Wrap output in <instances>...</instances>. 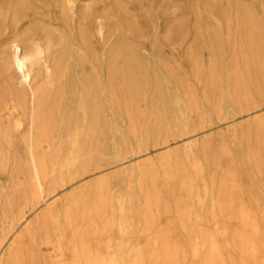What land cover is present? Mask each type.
<instances>
[{"label": "bare ground", "instance_id": "obj_1", "mask_svg": "<svg viewBox=\"0 0 264 264\" xmlns=\"http://www.w3.org/2000/svg\"><path fill=\"white\" fill-rule=\"evenodd\" d=\"M39 1L0 0V264H264V192L234 171L239 162L261 170V112L234 133L245 139L242 158L223 138L200 145L193 137L163 143L156 162L145 154L83 178L107 160L101 149L118 119L132 123L135 138H145L147 128L171 130L168 107L180 103L188 81L179 61L188 41L195 75L207 50L211 85L229 69V97L247 102L250 70L264 80V17L233 3L238 29L226 64L219 32L230 19L212 14L218 0L204 7L216 31L204 29L196 3L191 37L179 23L163 39L155 29L150 44L131 14L135 0ZM203 35L209 40L200 46ZM184 102L186 131L183 117L197 105L193 95ZM145 117L149 127L137 126ZM215 147L231 168L210 190L197 154ZM123 181L125 193L112 195ZM176 192L186 210L174 220L168 206H159Z\"/></svg>", "mask_w": 264, "mask_h": 264}, {"label": "rangeland", "instance_id": "obj_2", "mask_svg": "<svg viewBox=\"0 0 264 264\" xmlns=\"http://www.w3.org/2000/svg\"><path fill=\"white\" fill-rule=\"evenodd\" d=\"M88 1L97 3L99 0ZM207 1L208 0H135L130 6V11L136 18L138 27L148 37L149 41H147V43L150 44L155 29L158 30L160 38L163 39L165 30H167L166 28H172V26L179 23L184 24V27L189 31L191 37L197 23V18L192 13V11L195 10L194 6L196 3H198L200 8L201 22L204 29L210 32L216 31L217 28L215 27L214 21L205 15L204 7ZM235 1L237 0H218L217 4L213 5L212 10V14L218 19H221L223 23L226 20L223 13L226 12L229 15V27L224 25L219 32L223 42L224 60L226 64L231 61V48L236 41V31L238 29L237 23L233 19L235 13L233 3ZM238 1L242 5L252 8L258 18L264 17L261 7V4H264V0ZM41 2L40 0L39 3ZM173 12L176 13L174 16L172 15ZM170 18L174 20L171 21ZM167 22L169 23L167 24ZM54 28L59 29L60 27L57 25ZM208 40L207 36L203 35L199 39L198 44L204 46ZM190 45L191 43H189V41L184 44L179 55L183 74L188 81L183 82L179 90L180 103L168 107V121L165 124H168L171 130L155 131L151 128H147L145 138H135L131 130L132 123L125 118L118 119L116 121L118 131L112 138H107L105 140L101 149V153L107 152V160L101 161L92 167L90 169L91 173L84 176V179H88L91 174L103 170H116L114 168L120 167L122 163L130 164L140 157H144L143 155L145 154L146 156L152 157L151 159L154 161L156 154L160 152L159 150L163 147V143L174 146L180 144L187 138L193 137H197L200 145L206 137L213 136V138H223L222 145L229 148L234 157L242 158L241 145L245 139L242 137H234V133L241 132L245 127L244 123L246 121H251L253 114L261 112L262 116H264V80L260 79L258 82V77L254 69H251L250 79L252 82L248 89L251 98L247 102L243 100L237 101L229 97V94L234 92L233 83L228 81V77L230 76L229 69L222 74L223 79L218 86L213 87L209 82L206 70L210 60V54L207 50H203L198 57L201 69H199L200 71L198 70V76L195 75L196 71L193 69L192 63L186 56V51L189 49ZM165 58L168 59V56H165ZM172 93H175V89H171V94ZM191 95H193V101L196 103L197 107L192 108V110L183 117L188 120V130L185 131L183 127H181L180 122L182 116L179 110L184 111L182 102H187ZM220 102H222V105H220ZM147 119L148 118L145 117L144 121H139L136 125L149 127ZM232 123L235 125L234 128H228L230 130L227 131V126ZM140 144L142 145L139 146ZM218 149V147L211 148L206 153H202L200 150L197 154V160L203 166V179L210 190L212 189V182L215 181L218 183L220 179L224 177V174L231 168L226 158L218 153ZM154 162H156V160ZM235 167L234 171L236 170L242 182L254 183L256 189L260 193L264 192V161L260 172H258L251 162H239ZM237 168L239 169L238 171ZM79 180L80 178L75 180V182ZM126 185V181L117 182L113 185L110 193L116 197H120L125 193ZM71 186L72 183L67 184L66 189L70 190V188H72ZM165 206H168L171 210L174 220H177L176 216L179 213H183L186 210L177 192L173 197L167 200V205L161 202L159 208L162 210ZM149 208H152V205ZM152 209L153 212H156L154 207ZM157 228L159 227L155 225L152 226V231L157 230Z\"/></svg>", "mask_w": 264, "mask_h": 264}]
</instances>
